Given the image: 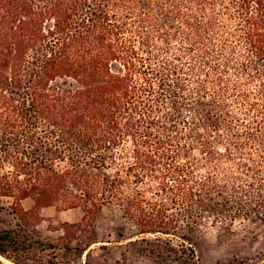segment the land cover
<instances>
[{
  "label": "trees",
  "instance_id": "obj_1",
  "mask_svg": "<svg viewBox=\"0 0 264 264\" xmlns=\"http://www.w3.org/2000/svg\"><path fill=\"white\" fill-rule=\"evenodd\" d=\"M48 206L183 264L206 218L264 220V0H0L1 257L63 263Z\"/></svg>",
  "mask_w": 264,
  "mask_h": 264
},
{
  "label": "rangeland",
  "instance_id": "obj_2",
  "mask_svg": "<svg viewBox=\"0 0 264 264\" xmlns=\"http://www.w3.org/2000/svg\"><path fill=\"white\" fill-rule=\"evenodd\" d=\"M5 204L10 199H2ZM25 200V208L32 206ZM41 221L36 228L48 241L61 249L62 264H183L164 259L161 262L146 255V242L136 233V228L126 222L118 208L105 207L92 220H87L86 232L70 239L65 224L83 220L81 208L61 209L48 206L40 211ZM15 215L8 208L0 211V230L14 227ZM196 248L197 264H264V220L242 219L231 225L213 222L206 218L203 225L192 233ZM73 246L69 251L67 244ZM75 247L82 249L77 256ZM0 264H5L0 259Z\"/></svg>",
  "mask_w": 264,
  "mask_h": 264
},
{
  "label": "bare ground",
  "instance_id": "obj_3",
  "mask_svg": "<svg viewBox=\"0 0 264 264\" xmlns=\"http://www.w3.org/2000/svg\"><path fill=\"white\" fill-rule=\"evenodd\" d=\"M0 259L5 263V264H14L13 262H10L9 260H6L5 258L0 256Z\"/></svg>",
  "mask_w": 264,
  "mask_h": 264
}]
</instances>
